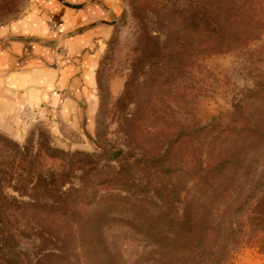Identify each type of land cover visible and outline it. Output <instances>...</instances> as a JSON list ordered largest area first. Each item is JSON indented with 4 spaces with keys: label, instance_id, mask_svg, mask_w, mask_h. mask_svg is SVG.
I'll list each match as a JSON object with an SVG mask.
<instances>
[{
    "label": "rangeland",
    "instance_id": "374dc122",
    "mask_svg": "<svg viewBox=\"0 0 264 264\" xmlns=\"http://www.w3.org/2000/svg\"><path fill=\"white\" fill-rule=\"evenodd\" d=\"M121 1L96 70V83L99 76L108 89L103 93L97 85L92 130L80 121L77 129L63 125L59 132L36 123L18 139L0 132V184L7 198L0 216L11 236L4 238L7 245L0 251L10 263L36 264L53 253L52 245L36 233L48 225L52 211L39 213L30 206L48 208L51 197L32 200L14 188L28 174L33 178L26 184L30 186L38 174L66 170L63 159L50 157L63 152L94 157L98 170H116L136 186L133 194L99 189L100 201L87 210L86 225L78 232L84 264H166V250L179 244L166 241V222L180 215L183 190L195 179L201 161L198 129L226 121L239 92L253 88L264 72V52L259 51L263 31L248 48L222 53L203 54L193 42L179 69L162 74L156 64L173 29L166 8L159 0ZM31 5L32 0H0V28L22 19ZM167 130L178 131L184 141L169 169L166 157L155 158L149 148L164 139L166 146ZM103 154H117L118 159L109 162ZM68 175L72 178L66 179L64 189L80 186L81 171ZM238 224L241 235L225 264H264V199L248 203Z\"/></svg>",
    "mask_w": 264,
    "mask_h": 264
},
{
    "label": "trees",
    "instance_id": "16d2710c",
    "mask_svg": "<svg viewBox=\"0 0 264 264\" xmlns=\"http://www.w3.org/2000/svg\"><path fill=\"white\" fill-rule=\"evenodd\" d=\"M159 1L166 8L173 28L166 41V53L156 64L162 74L171 75L179 69L192 52L193 42L203 54L222 53L248 48L264 31V0ZM142 2L146 0H134V4ZM259 51L264 52V45ZM97 85L101 92H107L108 86L99 76ZM239 93L241 96L226 121L198 129L201 161L195 179L183 190L180 215L173 222H166V241L179 243L172 250H166V264H225L238 244L241 235L238 220L242 219L248 203L264 199V72L253 88ZM183 143L178 131L167 130L166 146L164 139L149 148L155 158L162 154L166 157L169 169ZM57 153L50 157L63 159L66 170L38 174L30 186L26 184L33 178L28 174L26 179L20 177L14 189L20 196L32 200L39 195L52 199V205L43 210L30 205L35 212L52 211L48 225L36 233L52 245L53 253L40 258L36 264H84L86 258L79 250L78 232L86 225L87 210L100 201L99 189L133 194L136 186L116 170H98V160L94 157ZM103 156L109 162L118 159L117 154L113 158L108 154ZM74 169L82 172L78 178L81 184L66 190L65 181L72 178L68 174ZM6 201L0 184V211ZM0 237V246L6 247L4 238L11 236L4 227ZM0 264L13 263L0 251Z\"/></svg>",
    "mask_w": 264,
    "mask_h": 264
},
{
    "label": "crops",
    "instance_id": "0c3cea01",
    "mask_svg": "<svg viewBox=\"0 0 264 264\" xmlns=\"http://www.w3.org/2000/svg\"><path fill=\"white\" fill-rule=\"evenodd\" d=\"M121 4L32 0L22 19L0 28L1 133L18 139L36 123L59 132L63 125L77 129L80 121L92 130L96 70Z\"/></svg>",
    "mask_w": 264,
    "mask_h": 264
}]
</instances>
